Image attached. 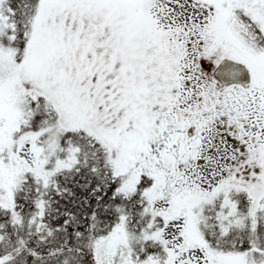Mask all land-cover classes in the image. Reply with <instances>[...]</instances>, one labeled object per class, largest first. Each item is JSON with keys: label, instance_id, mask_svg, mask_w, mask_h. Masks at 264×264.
I'll use <instances>...</instances> for the list:
<instances>
[{"label": "snow or ice", "instance_id": "snow-or-ice-1", "mask_svg": "<svg viewBox=\"0 0 264 264\" xmlns=\"http://www.w3.org/2000/svg\"><path fill=\"white\" fill-rule=\"evenodd\" d=\"M0 264H264V0H0Z\"/></svg>", "mask_w": 264, "mask_h": 264}]
</instances>
